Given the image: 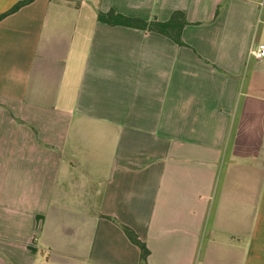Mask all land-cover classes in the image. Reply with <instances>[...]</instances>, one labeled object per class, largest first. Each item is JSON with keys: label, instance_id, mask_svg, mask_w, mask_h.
Returning a JSON list of instances; mask_svg holds the SVG:
<instances>
[{"label": "crops", "instance_id": "crops-1", "mask_svg": "<svg viewBox=\"0 0 264 264\" xmlns=\"http://www.w3.org/2000/svg\"><path fill=\"white\" fill-rule=\"evenodd\" d=\"M109 9L181 10L186 45ZM259 43L264 0H32L0 19V264H139L118 223L147 264H264Z\"/></svg>", "mask_w": 264, "mask_h": 264}, {"label": "trees", "instance_id": "trees-1", "mask_svg": "<svg viewBox=\"0 0 264 264\" xmlns=\"http://www.w3.org/2000/svg\"><path fill=\"white\" fill-rule=\"evenodd\" d=\"M31 1L32 0H19L10 9L0 13V19L7 14L18 10L21 6ZM97 18L98 20L111 25L119 24L155 31L169 37L178 45H186L183 41L181 33L183 27L188 24V20L186 19L185 13L181 10H174L169 18L164 21L156 19L143 20L137 17H129L118 13L113 9H109L105 12L99 11ZM114 221L116 220L114 219ZM118 225L121 227L128 239L139 248V264H147L149 249L145 242L138 237L136 232L131 227L122 223H118Z\"/></svg>", "mask_w": 264, "mask_h": 264}, {"label": "built area", "instance_id": "built-area-1", "mask_svg": "<svg viewBox=\"0 0 264 264\" xmlns=\"http://www.w3.org/2000/svg\"><path fill=\"white\" fill-rule=\"evenodd\" d=\"M249 54L256 58L264 57V43H259L256 47L250 48Z\"/></svg>", "mask_w": 264, "mask_h": 264}]
</instances>
